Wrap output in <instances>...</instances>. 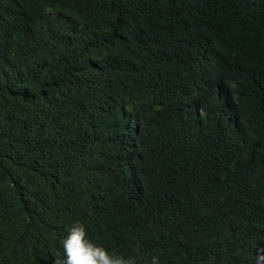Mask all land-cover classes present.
<instances>
[{"label": "trees", "instance_id": "trees-1", "mask_svg": "<svg viewBox=\"0 0 264 264\" xmlns=\"http://www.w3.org/2000/svg\"><path fill=\"white\" fill-rule=\"evenodd\" d=\"M79 222L136 264H264V0H0V264Z\"/></svg>", "mask_w": 264, "mask_h": 264}, {"label": "clouds", "instance_id": "clouds-1", "mask_svg": "<svg viewBox=\"0 0 264 264\" xmlns=\"http://www.w3.org/2000/svg\"><path fill=\"white\" fill-rule=\"evenodd\" d=\"M65 259H57L55 264H136L134 258L109 254L102 246H97L86 239V230L82 224L75 222L63 240ZM264 261V257L260 258ZM151 264H160L158 257L153 256Z\"/></svg>", "mask_w": 264, "mask_h": 264}]
</instances>
